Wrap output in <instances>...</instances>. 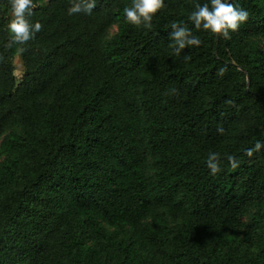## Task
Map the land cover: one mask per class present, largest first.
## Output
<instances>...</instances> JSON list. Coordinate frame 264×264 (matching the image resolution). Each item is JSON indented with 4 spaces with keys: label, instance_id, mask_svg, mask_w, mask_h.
Segmentation results:
<instances>
[{
    "label": "trees",
    "instance_id": "obj_1",
    "mask_svg": "<svg viewBox=\"0 0 264 264\" xmlns=\"http://www.w3.org/2000/svg\"><path fill=\"white\" fill-rule=\"evenodd\" d=\"M197 2L165 0L145 29L131 0H34L41 30L8 48L0 0V264H264V148L247 154L264 141V0H237L249 18L227 40L188 21ZM173 21L202 44L174 53Z\"/></svg>",
    "mask_w": 264,
    "mask_h": 264
},
{
    "label": "clouds",
    "instance_id": "obj_2",
    "mask_svg": "<svg viewBox=\"0 0 264 264\" xmlns=\"http://www.w3.org/2000/svg\"><path fill=\"white\" fill-rule=\"evenodd\" d=\"M11 7V19L7 28L10 39L5 47H12L13 44L23 45L33 39L42 25L40 22H32L29 18L33 15L35 7L34 0H9ZM96 7V0H71L67 9L68 15L84 13L91 14ZM165 7V0H131L130 6L123 8V15L127 22L151 29L153 16ZM249 18L247 9L241 7L237 0H205L204 3L197 2L194 9L188 14V21L196 30H207L211 34L218 35L224 39H230L231 33L239 29ZM168 37L177 55L181 54L185 48L192 46L199 47L202 40L194 34L184 22L173 21ZM185 60H190L189 54H184ZM221 73L223 69L220 70ZM224 128L218 126L217 132L224 133ZM264 148V141L257 140L254 147L248 149L247 154L252 156L254 152H259ZM227 159L233 168L237 167L236 158L228 155ZM206 165L211 174L220 171V154L209 152L206 158Z\"/></svg>",
    "mask_w": 264,
    "mask_h": 264
},
{
    "label": "rangeland",
    "instance_id": "obj_3",
    "mask_svg": "<svg viewBox=\"0 0 264 264\" xmlns=\"http://www.w3.org/2000/svg\"><path fill=\"white\" fill-rule=\"evenodd\" d=\"M117 29H118L117 26H114L113 28H111L109 31V37H112L117 32ZM261 47L264 50V40L261 41ZM14 66H15V74L17 77V82L20 83L23 78L24 72H25L21 54H18L16 58L14 59ZM0 143H1V139H0ZM247 221H248V216H245L244 222L247 223Z\"/></svg>",
    "mask_w": 264,
    "mask_h": 264
}]
</instances>
